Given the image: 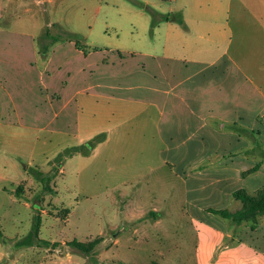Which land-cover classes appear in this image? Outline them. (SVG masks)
Listing matches in <instances>:
<instances>
[{"label": "rangeland", "instance_id": "1", "mask_svg": "<svg viewBox=\"0 0 264 264\" xmlns=\"http://www.w3.org/2000/svg\"><path fill=\"white\" fill-rule=\"evenodd\" d=\"M144 1L0 0V29L35 35L0 39V53H30L32 60L37 55V65L47 69L44 81L51 104H55L50 107L34 101L30 106V98L36 96L27 95L21 80L15 83L11 78V88L22 93L27 104L20 103L8 115L10 121L0 123V225L4 234L0 264H259L264 259H256L250 251L264 256V212L241 224L210 212L242 210L244 203L235 193L243 191L254 197L264 188V124L258 126L262 135L256 140L243 135L241 150H235L238 156L229 155L236 145L226 136L225 141L220 140L224 144L221 156H211L205 170L196 172L198 168H194L187 174V212L163 218L156 230L161 239L156 243L153 239L158 234L145 241L134 237L131 227L122 222L117 209L128 188L119 178L96 168L93 151L68 156L69 151L94 139L77 137V70L88 69L96 61L120 60L97 50L137 49L143 20L150 24L151 12L161 11L159 5L164 11L170 9L166 0H149L150 8ZM47 31L61 37L60 43L42 41ZM66 34L73 39L65 41ZM145 35L153 41L151 29ZM40 41L49 46L45 58L40 56ZM59 44L63 45L54 51ZM255 48V44L246 46L247 53L239 62L250 67L247 71L264 89V53L258 55ZM2 79L9 81L8 76ZM36 87L33 90L38 92ZM70 100L75 101L63 109ZM4 113L0 116L7 117ZM81 135L85 137V133ZM40 173L50 181H43ZM123 226L125 232H121ZM112 235L129 243L124 249L104 248L108 250L106 261L99 258V245L89 258L68 246L73 240L86 243Z\"/></svg>", "mask_w": 264, "mask_h": 264}, {"label": "crops", "instance_id": "2", "mask_svg": "<svg viewBox=\"0 0 264 264\" xmlns=\"http://www.w3.org/2000/svg\"><path fill=\"white\" fill-rule=\"evenodd\" d=\"M166 1L169 11L159 5L158 15L171 20L155 27L143 20L137 49L97 50L117 60V53L127 56L77 70V77H82L77 78V137L82 141L102 138L91 154L97 159L96 168L128 188L117 214L134 237L147 241L158 234L155 243L161 239L156 230L163 218L187 212V174L194 168L205 170L211 156H221L224 144L220 140L226 136L239 148L233 146L229 155L238 156L235 150H241L243 135L256 140L262 135L258 126L264 124V89L247 71L250 67L239 62L251 44L256 45L253 52L264 53V0ZM144 2L152 6L149 0ZM149 29L152 42L145 35ZM17 35L35 36L0 29V39L12 41ZM35 57L32 60L30 53L16 51L0 53V78H9L0 81V114L7 113L0 116V123L9 122L8 115L20 103L27 104L23 94L11 88L12 77L15 83L21 80L27 95L36 96L30 98V106L34 101L55 106L44 81L47 69L37 65ZM75 100L64 103L63 109ZM24 170L29 178L28 169ZM97 238H102L101 261L109 260L107 246L109 251L118 250L129 243L118 235ZM241 245L244 248L242 241ZM250 251L256 259L264 258Z\"/></svg>", "mask_w": 264, "mask_h": 264}, {"label": "trees", "instance_id": "3", "mask_svg": "<svg viewBox=\"0 0 264 264\" xmlns=\"http://www.w3.org/2000/svg\"><path fill=\"white\" fill-rule=\"evenodd\" d=\"M152 13V26H157L161 21H170L169 16H159L158 14ZM42 41L44 40H50V44H57L59 43L62 38L61 37H54L51 36V34L47 31L46 34L42 37ZM68 39H73V36L71 34L65 35V41ZM41 43V52L43 55H46L48 53V44L47 43ZM78 47V44H77ZM120 59H123L127 55H122L120 53L115 54ZM102 142L101 137H96L92 139L90 142H88L86 145L77 147V149H74L73 151L68 152V156H74L76 154H82L87 155L88 153L92 152L100 143ZM39 173V172H38ZM41 174V173H40ZM38 174V175H40ZM42 177L43 181H50L47 177H44L43 174L40 175ZM235 197L239 200H241L244 203V207L242 210H239L237 212L231 213L229 211L223 210V211H210L213 214H217L221 216L223 219L229 220L235 224H241L244 221H247L251 218H253L256 215H260L264 212V188L260 191V193L257 196H249L243 191L236 192ZM4 237L3 231L1 229L0 225V239ZM102 242V238H98L92 242H79L77 240H73L68 244V246H72L82 252L86 258H89L91 255L96 253V248L100 243ZM59 245V244H58Z\"/></svg>", "mask_w": 264, "mask_h": 264}]
</instances>
